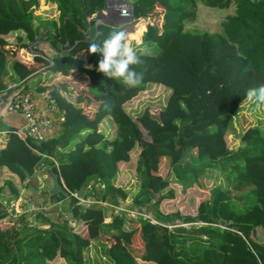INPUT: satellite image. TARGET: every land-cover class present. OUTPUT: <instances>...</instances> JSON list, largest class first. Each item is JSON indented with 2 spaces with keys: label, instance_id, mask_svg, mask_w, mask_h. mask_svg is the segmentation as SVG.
<instances>
[{
  "label": "trees",
  "instance_id": "1",
  "mask_svg": "<svg viewBox=\"0 0 264 264\" xmlns=\"http://www.w3.org/2000/svg\"><path fill=\"white\" fill-rule=\"evenodd\" d=\"M126 1L131 22L146 20L139 40L129 41L145 49L138 51L142 62L133 66L143 78L133 88L96 71L100 57L88 52L89 44L99 43L114 28L126 35L131 29L94 24L104 0H15L14 7L10 0H0V91L8 94L35 83L33 89L47 93L62 117L55 138L37 143L14 130L6 135L0 150V221L6 218L0 222V264H264V133L247 127L233 147L228 136L247 90L264 84V0ZM39 2L44 6L40 15L35 12ZM198 3L217 8L233 4L234 13L221 22L218 33L194 31L188 26L197 18ZM158 10L172 20L167 30L150 22ZM38 40L61 53L48 61ZM29 45L35 52L28 56L6 50L15 46L25 51ZM41 67H49L45 78L27 86ZM72 75L89 81L86 92L77 89ZM146 83L162 84L169 93L156 116L143 111L133 117L125 104ZM87 94L98 100L90 114L84 111ZM21 147L28 150L27 165L5 155ZM40 155L56 162L50 163L42 188L50 200L55 179L70 192L99 183L102 188L94 186L84 196L113 205L129 198L131 208L144 210L153 221L112 214L97 202L84 207L58 192V200L68 198L62 209L69 219L38 214L43 226L27 224L24 216L19 227L5 224L2 194L22 196L23 181L46 160ZM192 155L218 171L224 186L211 187L193 212L170 209L161 200L169 187L176 192L177 185L185 191L194 182L205 187V170H191L189 178L171 172V167L187 166ZM165 163L168 168L162 170ZM127 167H133L138 182L131 197L116 184ZM136 231L141 250L133 248ZM103 237L115 243L108 246ZM152 237L160 241L158 247L150 245Z\"/></svg>",
  "mask_w": 264,
  "mask_h": 264
},
{
  "label": "rangeland",
  "instance_id": "2",
  "mask_svg": "<svg viewBox=\"0 0 264 264\" xmlns=\"http://www.w3.org/2000/svg\"><path fill=\"white\" fill-rule=\"evenodd\" d=\"M10 3L12 6L15 5V3H13V0H11ZM233 13H234L233 4H231L227 8L226 7L217 8V7H207L198 3L196 9L197 18L193 24L188 26V29L194 31H207L211 33H218L221 31V22L227 16ZM156 14H158L157 19L154 18L150 20V22L153 24L157 22L161 29L167 30L171 26L172 20L168 18L166 15H164L163 11L158 10ZM145 21L143 22L144 24L142 23L143 24L142 27L139 25V23H133V22H129L125 25L120 26L125 29H127V27L131 28L129 32H127L128 42L129 41L132 42V40L135 39L138 35L139 36L136 39L139 40L142 30L145 29ZM71 78H73L74 84H76L78 90L86 92V87L89 81H87L83 77H80V75H74V76L72 75ZM168 93H169V88L162 84L146 83V85L143 88L135 91L131 95L130 99L126 102L125 107L128 109L129 113L133 117L137 116L139 113L143 111L148 112L152 116H156L157 112L164 105ZM84 102L92 107L93 104L94 103L96 104L98 101L92 95L87 94L85 96ZM107 125L109 126V128L111 127L110 119ZM247 127L258 128L260 131L264 133V103L255 104L251 102L249 98L246 96V98L240 105L239 109L237 110L236 115L232 118V124L230 126L231 129L228 131V136L230 138L229 145L231 147H233L238 142L240 133ZM105 134L108 133L106 132ZM206 162H207L206 160L200 162L196 159L194 155H192L189 158L187 166L181 165L178 168H173V167L170 168L171 172L176 176L178 177L185 176L187 178H189L192 175L191 170H199V169L205 170L203 175V178L205 179V187L200 188L195 182L185 191L181 190L180 185H177V187L175 186L177 188V192L175 191V189H172L173 187L172 188L169 187L163 192L161 199L162 202L165 203L166 207H169L170 209H179L184 212H193L197 203L200 200L205 199L209 196L211 187L224 186V178L220 175L218 171L215 170L210 171L211 169L206 167ZM132 168L133 167H129V168L127 167L126 170L120 172L116 181V184L122 187L130 197L134 196L138 191L137 178L135 177ZM167 168L168 165L167 163H165L162 170H166ZM177 173L181 176H179ZM164 186H168V183L165 182ZM63 200H68L67 196L66 198H62L61 199L62 202L58 204L56 207L59 210L58 212V216H60L59 219L66 220L70 218V213L62 209V206L64 205ZM31 204L32 203L30 202L28 207ZM33 204L36 205L35 203ZM49 204L52 205V201H49ZM130 204H131V200L128 198V200L119 201L117 205L105 203V205L103 206L107 207L109 212L117 213L118 211L121 210L120 208L130 209L131 208ZM38 205L44 206L45 209L42 211H34V212L32 211L29 213H24L22 215L25 217V222H27V224L29 222V219L31 218L30 220H33L34 224H29V225L42 226L43 223H39L37 221L36 216L38 214L45 215L46 217L49 216L47 206L44 203ZM109 218L110 217H107L106 219L108 220ZM5 220L6 218L1 220L0 222H3ZM77 227L79 226L77 225ZM102 242H104L108 246H111L112 244L115 243L113 238L107 239L106 237L102 238ZM132 243H133V248L135 250H141L142 242L139 239V235L137 231L133 235ZM149 243L153 247H158L160 245V241L155 237H152L149 240Z\"/></svg>",
  "mask_w": 264,
  "mask_h": 264
},
{
  "label": "built area",
  "instance_id": "3",
  "mask_svg": "<svg viewBox=\"0 0 264 264\" xmlns=\"http://www.w3.org/2000/svg\"><path fill=\"white\" fill-rule=\"evenodd\" d=\"M105 7L107 8H115L119 10L120 17L128 18L131 22L132 12L131 6L128 1L126 0H104ZM108 16L113 17L115 13L113 11L108 10ZM99 21H96L98 23ZM118 26V25H113ZM122 26V25H119ZM43 97L47 100L49 111L57 112V108L55 106L54 101L50 98L47 93L43 94ZM0 103L5 105V108L10 112L18 113L21 118L23 119V126L18 133L19 136L22 137L24 140H30L34 142H41L46 139L45 130L49 124V118L47 111H40L36 108L35 103L32 99L31 92L26 90L25 88H17L12 89L8 92V94H4V92L0 91ZM62 120V119H61ZM47 160L49 161L48 164L46 163H39L38 165L33 167L32 175L36 181L38 187L42 186V180L46 176L45 172L46 169L50 167V163L56 166L55 160L47 156ZM94 182H89L84 185L85 189L81 196L77 194L76 191L69 192L70 196L77 200V203L87 207L93 202H97L101 205H105L104 201H97L94 197L84 196L86 191H91L94 186L102 187L99 183L94 184ZM30 200H24L21 194L17 198H13L8 196L7 202L5 204L4 212L7 214V222L5 224H13L15 227H19L20 217L24 213L34 212V211H42L45 209L42 205H34L31 204L29 207ZM137 213V212H134ZM140 215L150 218L151 216L148 214L139 213ZM31 219V218H30ZM28 224H34L33 220H30ZM152 220V219H151ZM28 221V220H27ZM153 221V220H152Z\"/></svg>",
  "mask_w": 264,
  "mask_h": 264
},
{
  "label": "crops",
  "instance_id": "4",
  "mask_svg": "<svg viewBox=\"0 0 264 264\" xmlns=\"http://www.w3.org/2000/svg\"><path fill=\"white\" fill-rule=\"evenodd\" d=\"M10 2H11V0H10ZM13 3H15L14 6H16L15 0H13ZM43 7L44 6L41 4V2H39V5H38L37 9H35V12L38 15L42 14ZM52 17H56V14H53ZM139 25L142 27L143 24L140 23ZM42 26H45V24H43ZM135 39H133V40H135ZM136 40H138V39H136ZM43 42H44V40H38L37 41V45H40L39 49H41V51L43 52V54L46 55V57L50 58V59H48V61L51 60V58L54 55H58V54L61 53V52H58V51L54 50L52 48V46L49 45V43H47V42L43 43ZM26 49L27 50L24 51L20 47H15V46L6 47V50H15L21 56L22 55L28 56V55H31L32 53L35 52L34 50H32V46H30V45L28 47H26ZM34 49H38V46H34ZM36 52H38V51H36ZM62 52H63V50H62ZM46 57H44V58H46ZM30 67H32V66H30ZM47 69H46V67H45V69H44V67H41L39 69L37 68L34 71V74H35L34 77L27 79V81H26L27 82V86L28 85L29 86L32 85L37 80V78H39V77L44 79L45 78L44 76H45V73H46ZM40 83L42 85H45V83L43 81H41ZM36 86H38V85H33L31 87V89L30 88L29 89L25 88V89L31 92L32 99H33V101H34V103L36 105V108L38 110H40V111H44V112L47 111L48 118H49V124H48V127L45 130V134H46L47 138H55L59 134V122L62 119V117H61L59 112H55V111L52 112V111H49V109H47L48 108V103L42 97V94L44 92H42V93L36 92V90L33 89ZM97 104H98V102L96 104L94 103L93 106L91 107L90 105H87L85 103L84 104V111L87 114H90L92 111L95 110ZM22 126H23V119L21 118V116L18 113H12V112L8 111L5 108V105L3 103H0V150L3 149V147H4V140L6 138V135L9 133V131L10 130H12V131L15 130V131L18 132V131H20ZM0 152H3V151H0ZM27 152H28V150L25 147H21V148L14 149L13 151L6 152L5 155L7 156V158H9L12 161H17V162H19L21 164L27 165L28 164ZM88 164L89 163L82 162L80 164V166L90 170V164H89V166H88ZM73 173H77V174H79L81 176V174L79 173V170H76ZM84 173H85V170H84ZM45 175L47 176V171L45 172ZM32 176L27 177L23 181V184H22L23 185V189L20 192V193H22L23 199H27V198L30 197V200H31L32 204L33 203H35V204L44 203L47 206L50 219L51 220H55V221L61 220V219H59V216H58V212H59L58 208L56 206H54V205L49 204V201H52V199L50 200L49 196L42 192L43 185L46 182L44 181L42 186L38 187V189H36L35 188L36 187V182H35V179ZM52 185H53V181L50 183L49 189L52 187ZM8 196H9V194L6 193V192H4L2 194L3 203L4 202L6 203V200H7ZM63 201H64V204H66V202L68 200H63ZM69 224L71 226H73L74 222L73 221H69ZM106 238L109 239L111 237H106Z\"/></svg>",
  "mask_w": 264,
  "mask_h": 264
},
{
  "label": "clouds",
  "instance_id": "5",
  "mask_svg": "<svg viewBox=\"0 0 264 264\" xmlns=\"http://www.w3.org/2000/svg\"><path fill=\"white\" fill-rule=\"evenodd\" d=\"M138 51L143 52L145 49L134 48L128 42L126 33L117 28L111 30L99 43L88 45V52L98 54L100 57L96 71L126 88L136 87L143 78L142 73L133 67L142 62ZM246 95L255 104L264 103V84L249 88Z\"/></svg>",
  "mask_w": 264,
  "mask_h": 264
},
{
  "label": "water",
  "instance_id": "6",
  "mask_svg": "<svg viewBox=\"0 0 264 264\" xmlns=\"http://www.w3.org/2000/svg\"><path fill=\"white\" fill-rule=\"evenodd\" d=\"M108 10L110 11H113L115 13V15L113 17H110L108 16ZM97 19L100 20L101 23H104V24H110V25H123V24H127L129 23L130 21L128 20V18H123V17H120L119 15V10L118 9H115V8H105L103 11H99L97 12V14L94 15ZM48 67H46L47 69ZM45 69V68H44ZM84 185L80 186V188L77 190V194L79 196H81L84 192ZM57 192H63L62 191V188L60 186V184L58 183V181L55 179L53 181V185L52 187L49 189L48 193L52 196V199L54 202L57 201Z\"/></svg>",
  "mask_w": 264,
  "mask_h": 264
},
{
  "label": "bare ground",
  "instance_id": "7",
  "mask_svg": "<svg viewBox=\"0 0 264 264\" xmlns=\"http://www.w3.org/2000/svg\"><path fill=\"white\" fill-rule=\"evenodd\" d=\"M105 8H106V7H104L101 11H103ZM96 21H99L98 23H101L99 19H97ZM96 21H95V22H96ZM95 22H94V24H95ZM98 23H96V24H98ZM96 24H95V25H96ZM43 94H44V93H43ZM43 94H42V97H43ZM50 98H51V97H50ZM43 99L46 100L44 97H43ZM51 99H52V98H51ZM52 100H53V99H52ZM46 101H47V100H46ZM53 101H54V100H53ZM54 103H55V102H54ZM35 106H36V105H35ZM55 106H56V105H55ZM57 112H59V111L57 110ZM12 113H16V112H12ZM59 113H60V112H59ZM20 130H21V129H20ZM14 132L19 136L18 133H19L20 131L17 132V131L14 130ZM19 137L22 138L21 136H19ZM23 140H24V139H23ZM28 146H29V145H28ZM29 147H30V146H29ZM34 151H35V150H34ZM35 152H37V151H35ZM37 154L39 155L40 153L37 152ZM40 156H41V158H45L46 160H45V161H41V162H39V163H46V161H47V158H46V157H47L48 155H40ZM50 157H51V156H50ZM39 163H38V164H39ZM38 164H37V165H38ZM48 169H49V168H47L46 171H47ZM32 177H33V176H32ZM45 178H46V177L43 178V180H42V184H43ZM35 182H36V181H35ZM58 183L60 184V186H61V188H62V191H63L62 193L67 194L68 198H70V197H71L70 194H69L70 191L67 190V188L65 187L63 181L60 180V182H58ZM35 188L38 189L37 184H36V187H35ZM101 188H102V187H101ZM57 193H58V192H57ZM49 195H50V194H49ZM29 200H30V197H29ZM30 202H31V200H30ZM53 202H54V201L52 200V205L57 206V205L60 204L62 201L57 199V201L54 202V204H53ZM105 203H109V202L105 201ZM36 205H38V204H36ZM36 205H35V206H36ZM102 206H103V205H102ZM120 209H121V210L118 211L117 213H113V212H112V214H119V213L125 212V213L127 214V216H128V217H131V218H136L137 216H142V215H140L139 213L148 214V213H145L144 210H140V209H138V208H134V209H132V208H130V209H123V208H120ZM134 212H137V213H134ZM148 215H149V214H148ZM143 217H144V216H143Z\"/></svg>",
  "mask_w": 264,
  "mask_h": 264
}]
</instances>
